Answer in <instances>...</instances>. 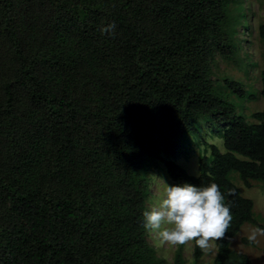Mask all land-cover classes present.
Segmentation results:
<instances>
[{
  "label": "trees",
  "instance_id": "trees-1",
  "mask_svg": "<svg viewBox=\"0 0 264 264\" xmlns=\"http://www.w3.org/2000/svg\"><path fill=\"white\" fill-rule=\"evenodd\" d=\"M239 11L240 0H0V264H164L143 227L154 159L170 185L216 183L231 204L212 264H254L228 246L243 223L261 227L228 173L264 186V110L247 122L226 99L245 96L240 82L211 78L215 53H237ZM261 85L264 96V67ZM202 123L224 152L209 144L192 176L170 158Z\"/></svg>",
  "mask_w": 264,
  "mask_h": 264
},
{
  "label": "rangeland",
  "instance_id": "rangeland-1",
  "mask_svg": "<svg viewBox=\"0 0 264 264\" xmlns=\"http://www.w3.org/2000/svg\"><path fill=\"white\" fill-rule=\"evenodd\" d=\"M240 23L236 26V39L238 50L231 58H223L215 53L211 63V78H231L240 82L245 96L238 98L228 93L226 99L235 107V113L242 116L247 122L255 123L252 114L264 110V96L261 94V70L264 67V39L257 33L259 24L264 23V0H240ZM218 89L226 93V89L216 84ZM219 130L216 126L202 123L197 132L185 135L180 141L176 154L171 161L180 165L188 175L197 176V162L200 155H208L209 144L215 145L220 152H224L222 140L219 138ZM153 170L149 181V196L146 201V210L151 202L162 191V184L158 178L170 185L165 173V167L159 160H151ZM228 179L237 188L240 196L252 201V216L261 227H264V186L257 180H251L246 187L240 180L238 173L230 171ZM171 186V185H170ZM254 227L249 222L243 223L237 232L229 238V248L237 253L244 254L254 264H264V237L258 242H244ZM146 240L154 248L157 257L164 260V264H171L177 246L157 245L154 237L146 231ZM216 247L208 252H202L195 256L193 245L182 246L181 257L183 264H212Z\"/></svg>",
  "mask_w": 264,
  "mask_h": 264
},
{
  "label": "clouds",
  "instance_id": "clouds-1",
  "mask_svg": "<svg viewBox=\"0 0 264 264\" xmlns=\"http://www.w3.org/2000/svg\"><path fill=\"white\" fill-rule=\"evenodd\" d=\"M115 24L103 28L104 33L115 32ZM162 191L143 212V227L154 237L157 245L169 247L194 244L202 252L212 250L226 236L233 215L231 204L216 183L194 186L189 183L168 185L158 178ZM264 237V227H254L248 235L256 243Z\"/></svg>",
  "mask_w": 264,
  "mask_h": 264
}]
</instances>
